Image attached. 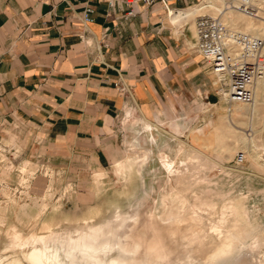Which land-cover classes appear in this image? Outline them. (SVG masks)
Returning a JSON list of instances; mask_svg holds the SVG:
<instances>
[{
    "label": "rangeland",
    "instance_id": "obj_1",
    "mask_svg": "<svg viewBox=\"0 0 264 264\" xmlns=\"http://www.w3.org/2000/svg\"><path fill=\"white\" fill-rule=\"evenodd\" d=\"M184 1L192 7L187 11L218 3ZM256 7L263 8L255 21L264 27V3ZM204 13L220 18L210 7ZM212 79L213 96L191 97L175 111L156 113L162 118L158 144L137 143V118L127 127L119 120L121 142L102 166L78 157L60 162L18 119L0 115V264H40L44 249L46 264H234L238 245L229 243L227 232H213L224 210L234 232L238 224L262 232L249 254L264 264V170L237 146L242 132L224 138L236 146L232 152L224 149L220 131L214 132L240 103L226 108ZM246 120L238 117L237 126L247 128ZM253 142L264 155V104ZM143 147L151 149L148 159ZM165 157L175 164L173 174L161 163ZM126 162L122 170L119 164Z\"/></svg>",
    "mask_w": 264,
    "mask_h": 264
},
{
    "label": "crops",
    "instance_id": "obj_2",
    "mask_svg": "<svg viewBox=\"0 0 264 264\" xmlns=\"http://www.w3.org/2000/svg\"><path fill=\"white\" fill-rule=\"evenodd\" d=\"M185 4L174 3L169 15L159 0L136 2L127 15L119 0H0V115L18 119L60 162L78 157L102 166L121 142L119 120L127 127L137 118V143L158 144L159 114L214 93L209 66L193 46L196 16H186L192 7ZM261 96L253 107L235 104L214 132L228 152L236 146L224 138L242 132L237 146L264 170L240 144L245 135L253 143ZM222 101L231 104L223 92ZM241 116L245 129L235 123ZM170 125L180 131L178 121Z\"/></svg>",
    "mask_w": 264,
    "mask_h": 264
},
{
    "label": "built area",
    "instance_id": "obj_3",
    "mask_svg": "<svg viewBox=\"0 0 264 264\" xmlns=\"http://www.w3.org/2000/svg\"><path fill=\"white\" fill-rule=\"evenodd\" d=\"M127 7V15H132L133 5L142 2L151 5L157 0H119ZM162 2L167 13L175 8L169 0ZM184 1V0H183ZM240 12L250 18H261L260 10L252 3L240 1L235 5ZM91 8H86V13ZM193 46L203 56L218 82V93L223 94L228 102L248 103L253 100L252 85L264 74V34L255 35L248 32L229 29L218 17L208 14L196 16L194 20ZM243 152L238 153L242 160Z\"/></svg>",
    "mask_w": 264,
    "mask_h": 264
},
{
    "label": "bare ground",
    "instance_id": "obj_4",
    "mask_svg": "<svg viewBox=\"0 0 264 264\" xmlns=\"http://www.w3.org/2000/svg\"><path fill=\"white\" fill-rule=\"evenodd\" d=\"M240 1H243V2H246V3H252L255 6L258 5V1L261 2V3H264V0H234V2H226V0H218L217 4L212 3L210 1L209 2L210 4L207 5V6L206 5H202V6H199V7L195 8V9H193V10L186 11V16L187 17H195V16L207 14V13H204V11L207 12V8L210 7V8H212L214 11H216L220 15V18L219 17L218 18L229 29L239 30V31L248 32V33L250 32L251 34L255 33L257 35H259L261 33L263 34L264 27H262V25H257V22L255 21L256 19L250 18L248 15H245L244 13L240 12L239 10H237L235 8V5L238 4ZM262 9L263 8H259L260 14L262 12ZM171 14L172 15L174 14L172 9H171ZM208 15H210V14H208ZM211 16H213V15H211ZM213 17H215V16H213ZM195 18H194V20H195ZM263 87H264V74L261 77H259L257 80H255V82L253 83V85H252V88H253V100L251 102L244 103V104H246L245 106L253 107V105H255L258 102V98L261 96V93L263 91ZM232 103L243 104L242 102H232ZM240 106L243 107L242 105H240ZM236 109H238V108H236ZM246 111H247V109H246ZM250 126L254 127V124L252 123V124H250ZM239 128H241V127H239ZM250 134H251V132H250ZM240 140H241V138H240ZM240 144L245 150H247L246 152L249 154V156H251L255 160V162H258L260 165L262 164L264 166V155L261 154L258 151L257 152L255 151L256 148H257L256 144H254V142L253 143L251 142V139L249 138L248 135H245V136L242 137V140H241ZM145 154H146V158L148 159V157L150 156V153L146 152ZM161 163L165 167V169H167L169 174H173L175 172V168H174L175 164H174L173 161H170V159L165 157V158H163L161 160ZM224 211H222V214H221L222 216H221L220 221L218 223L216 222L217 224L213 225V232L216 233L218 236H224L225 232H227L229 234V236H230V237L228 236V238H227V240L230 241L229 243H235V244L238 245V247L240 249V252H239V255L236 257V259L234 260L235 261L234 264H255L256 261H261L262 259L261 260L257 259L255 261L252 260L249 253L252 250L256 249V248L253 249V247L259 246L260 241H261L260 238H261V233L262 232L261 233L257 232L255 229L249 228V227H247V230H246L245 228H243V224H242V226H240L238 224L237 225L238 229H237L236 232H234L232 230V228L229 229V227H228L229 225L227 226L228 216H227V214ZM244 227H246V225ZM257 229H259V228H257ZM244 230H246V232H244ZM44 250H45V254H47L46 249H44ZM45 254H43V256L40 255L41 257L38 258V261H39L40 264H46V260L47 259L44 257ZM53 258H55V257H53ZM31 259L37 260L36 255L32 253L31 254ZM212 260H214V258ZM56 261H57V259H56ZM57 264H60V262H58Z\"/></svg>",
    "mask_w": 264,
    "mask_h": 264
}]
</instances>
